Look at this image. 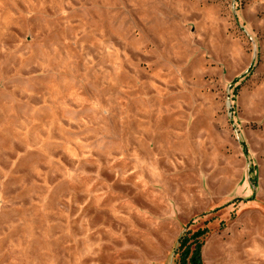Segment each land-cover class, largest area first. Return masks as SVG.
<instances>
[{"label": "rangeland", "instance_id": "374dc122", "mask_svg": "<svg viewBox=\"0 0 264 264\" xmlns=\"http://www.w3.org/2000/svg\"><path fill=\"white\" fill-rule=\"evenodd\" d=\"M203 228L201 264H264V0H0V264Z\"/></svg>", "mask_w": 264, "mask_h": 264}, {"label": "trees", "instance_id": "16d2710c", "mask_svg": "<svg viewBox=\"0 0 264 264\" xmlns=\"http://www.w3.org/2000/svg\"><path fill=\"white\" fill-rule=\"evenodd\" d=\"M205 228L197 230L190 235L181 236L178 240L179 262L178 264H201L200 249L201 238L206 234ZM193 248L191 249V247Z\"/></svg>", "mask_w": 264, "mask_h": 264}]
</instances>
